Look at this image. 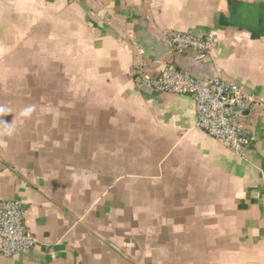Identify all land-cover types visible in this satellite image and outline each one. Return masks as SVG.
<instances>
[{
    "label": "crops",
    "instance_id": "obj_1",
    "mask_svg": "<svg viewBox=\"0 0 264 264\" xmlns=\"http://www.w3.org/2000/svg\"><path fill=\"white\" fill-rule=\"evenodd\" d=\"M174 32L213 39L197 79L259 97L247 159L137 87L140 50L190 67ZM0 199L37 241L0 264H264V0H0Z\"/></svg>",
    "mask_w": 264,
    "mask_h": 264
},
{
    "label": "built area",
    "instance_id": "obj_2",
    "mask_svg": "<svg viewBox=\"0 0 264 264\" xmlns=\"http://www.w3.org/2000/svg\"><path fill=\"white\" fill-rule=\"evenodd\" d=\"M169 39L178 57L208 55L213 46L212 37L205 34L174 32ZM145 67L140 50L132 70L139 89L190 96L195 103L197 127L228 146L238 157L248 158L255 139L252 131L241 123V118L261 104L259 97L245 94L241 85L222 77H213L202 85L191 71L178 68L173 60L156 77L149 76ZM36 246L21 203L0 199V258L17 259Z\"/></svg>",
    "mask_w": 264,
    "mask_h": 264
},
{
    "label": "water",
    "instance_id": "obj_3",
    "mask_svg": "<svg viewBox=\"0 0 264 264\" xmlns=\"http://www.w3.org/2000/svg\"><path fill=\"white\" fill-rule=\"evenodd\" d=\"M172 45V43H171ZM208 55H202L198 58H194V57H185L184 59L182 60H176V63L177 64H186V63H189L190 64V67H181L180 69L182 70H189L191 67L193 68V75L197 78L196 74H197V68L200 67L201 64L204 63V61L207 59ZM213 78V77H212ZM212 78H209L207 76L205 77H198V80H199V83L202 84V85H205L207 84V82L212 79Z\"/></svg>",
    "mask_w": 264,
    "mask_h": 264
}]
</instances>
